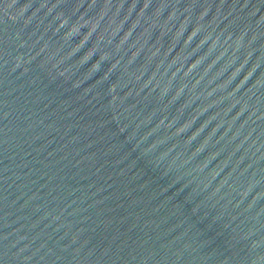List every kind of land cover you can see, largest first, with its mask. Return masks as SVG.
<instances>
[{"label": "water", "instance_id": "water-1", "mask_svg": "<svg viewBox=\"0 0 264 264\" xmlns=\"http://www.w3.org/2000/svg\"><path fill=\"white\" fill-rule=\"evenodd\" d=\"M0 264H264V0H0Z\"/></svg>", "mask_w": 264, "mask_h": 264}]
</instances>
